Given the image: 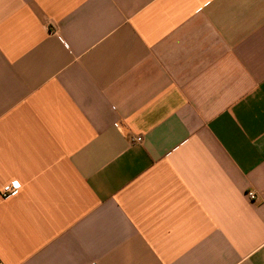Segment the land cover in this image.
I'll return each mask as SVG.
<instances>
[{
    "label": "crops",
    "instance_id": "1",
    "mask_svg": "<svg viewBox=\"0 0 264 264\" xmlns=\"http://www.w3.org/2000/svg\"><path fill=\"white\" fill-rule=\"evenodd\" d=\"M0 264H264V0H0Z\"/></svg>",
    "mask_w": 264,
    "mask_h": 264
},
{
    "label": "built area",
    "instance_id": "2",
    "mask_svg": "<svg viewBox=\"0 0 264 264\" xmlns=\"http://www.w3.org/2000/svg\"><path fill=\"white\" fill-rule=\"evenodd\" d=\"M134 141L136 142H141L142 139L141 138H137L135 139ZM19 190V185L16 184V183H11V184H8V185H5L2 189V192H1V195L3 198H8L10 196H12L13 194L16 193V191ZM247 197L251 200V201H255L256 200V195L254 193H251L249 192L247 194Z\"/></svg>",
    "mask_w": 264,
    "mask_h": 264
}]
</instances>
